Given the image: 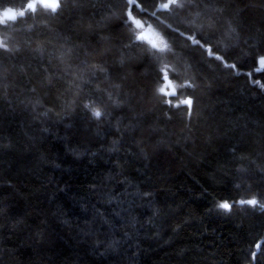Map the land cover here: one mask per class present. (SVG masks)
I'll return each instance as SVG.
<instances>
[{
  "label": "trees",
  "instance_id": "obj_1",
  "mask_svg": "<svg viewBox=\"0 0 264 264\" xmlns=\"http://www.w3.org/2000/svg\"><path fill=\"white\" fill-rule=\"evenodd\" d=\"M32 1L0 0L25 11L0 23V264H264V0Z\"/></svg>",
  "mask_w": 264,
  "mask_h": 264
},
{
  "label": "snow or ice",
  "instance_id": "obj_2",
  "mask_svg": "<svg viewBox=\"0 0 264 264\" xmlns=\"http://www.w3.org/2000/svg\"><path fill=\"white\" fill-rule=\"evenodd\" d=\"M129 5H135L136 7H138L140 9V12L143 13L146 11V9H144L142 7V3L144 2V0H127ZM40 3L44 6V7H50L52 8L53 11L56 10L57 7H59V0H53L52 3H48V0H40ZM170 4L176 5V7H182L183 4L179 3L178 0H170ZM163 7L165 9H167L169 7V4H164ZM26 8L28 10H32L35 11V7L33 3H28L26 5ZM25 15V11H20L19 14H17L12 8H8L7 10L3 11L2 13V17L3 20H8V21H15L18 19V16L23 17ZM150 15H154V13L150 14ZM128 16H129V20L134 21L136 28H143L145 25L141 22L140 19H136L135 17L132 16L131 10H129L128 12ZM129 20H126L125 23L128 24ZM3 21L0 20V23H2ZM130 31H132V27L130 25L129 28ZM134 40L135 39H140L139 37H135L134 35ZM196 43H199V41H196ZM3 46V45H0ZM151 48L155 49L158 52H163L165 51V49L167 48V45H164V47H159L156 43H152L151 44ZM216 59H222L221 57L217 56ZM259 62L264 65V57L260 58ZM162 72V79L163 80H168L169 76H168V71H167V66H165L164 69H161ZM182 87H184V85H181ZM190 86V85H188ZM160 92H163L164 89L161 88L159 89ZM175 92L173 91V93H170L169 95H174ZM165 103H171V101H165ZM182 104L187 105L189 108H191L192 106V100L189 99H185L181 101ZM92 115L96 118H100L102 113L99 109L97 108H93L92 109ZM240 204H248L251 206H256L258 201L253 198V199H248V200H240L239 201ZM218 208L223 209L224 211H230L232 208V204L228 203V202H223V203H219L217 205ZM261 207H264V205H261ZM257 248H259V245H257ZM252 257L253 259H255L256 257V253H252Z\"/></svg>",
  "mask_w": 264,
  "mask_h": 264
},
{
  "label": "rangeland",
  "instance_id": "obj_3",
  "mask_svg": "<svg viewBox=\"0 0 264 264\" xmlns=\"http://www.w3.org/2000/svg\"><path fill=\"white\" fill-rule=\"evenodd\" d=\"M60 1V0H59ZM38 3H40V1H37ZM37 3V4H38ZM36 4V5H37ZM41 4V3H40ZM42 5V4H41ZM49 9H52L50 7H48ZM57 9V8H56ZM0 20H2L3 22H6L8 20H3V17H2V14H0ZM145 26L143 28H138L139 29V33H138V36L141 32L145 31L147 28H150L154 34L156 35V44L159 46V47H164V45H167L166 41L164 38H162L160 36V34L158 33V31L150 24H148L146 21H141ZM151 41V40H149ZM152 43V41H151ZM0 45H1V42H0ZM258 69L262 70L264 69V65H262L260 62H259V66H258ZM169 80V79H168ZM164 90H165V94L169 95L170 93H173V91L176 93V87L174 86L173 82L170 80V82L168 83L167 80H166V85L164 86Z\"/></svg>",
  "mask_w": 264,
  "mask_h": 264
},
{
  "label": "water",
  "instance_id": "obj_4",
  "mask_svg": "<svg viewBox=\"0 0 264 264\" xmlns=\"http://www.w3.org/2000/svg\"><path fill=\"white\" fill-rule=\"evenodd\" d=\"M37 1H40V0H33L32 3L34 4V7L36 6L37 4ZM53 0H48V3H52ZM15 11V10H14ZM16 12V11H15ZM17 13V12H16ZM18 14V13H17ZM140 39H144L146 41H149L151 40L152 43H156V35L154 34V32L150 29V28H147L145 31L141 32L138 36ZM167 82L169 83L170 80H167Z\"/></svg>",
  "mask_w": 264,
  "mask_h": 264
}]
</instances>
